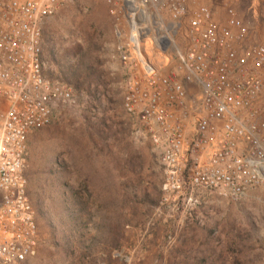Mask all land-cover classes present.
Listing matches in <instances>:
<instances>
[{
	"label": "built area",
	"instance_id": "1",
	"mask_svg": "<svg viewBox=\"0 0 264 264\" xmlns=\"http://www.w3.org/2000/svg\"><path fill=\"white\" fill-rule=\"evenodd\" d=\"M73 1L0 0V264L38 250L24 170L31 135L78 104L44 58L45 25ZM98 1L114 20L123 108L160 157L162 201L264 186V30L228 1Z\"/></svg>",
	"mask_w": 264,
	"mask_h": 264
},
{
	"label": "rangeland",
	"instance_id": "2",
	"mask_svg": "<svg viewBox=\"0 0 264 264\" xmlns=\"http://www.w3.org/2000/svg\"><path fill=\"white\" fill-rule=\"evenodd\" d=\"M216 1L264 30V0ZM116 42L98 0H74L45 25L46 72L78 104L30 137L24 173L40 239L17 264H264V186L202 191L194 206L162 201L158 152L123 108Z\"/></svg>",
	"mask_w": 264,
	"mask_h": 264
},
{
	"label": "crops",
	"instance_id": "3",
	"mask_svg": "<svg viewBox=\"0 0 264 264\" xmlns=\"http://www.w3.org/2000/svg\"><path fill=\"white\" fill-rule=\"evenodd\" d=\"M57 116V114H55L54 118Z\"/></svg>",
	"mask_w": 264,
	"mask_h": 264
}]
</instances>
